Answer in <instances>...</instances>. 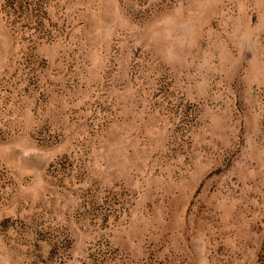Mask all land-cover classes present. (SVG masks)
<instances>
[{"label":"rangeland","instance_id":"374dc122","mask_svg":"<svg viewBox=\"0 0 264 264\" xmlns=\"http://www.w3.org/2000/svg\"><path fill=\"white\" fill-rule=\"evenodd\" d=\"M0 264H264V0H0Z\"/></svg>","mask_w":264,"mask_h":264}]
</instances>
